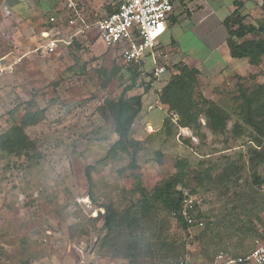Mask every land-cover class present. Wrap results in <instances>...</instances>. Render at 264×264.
Returning <instances> with one entry per match:
<instances>
[{
  "label": "rangeland",
  "instance_id": "obj_1",
  "mask_svg": "<svg viewBox=\"0 0 264 264\" xmlns=\"http://www.w3.org/2000/svg\"><path fill=\"white\" fill-rule=\"evenodd\" d=\"M79 1L98 17L120 4ZM195 1H189L195 2L190 8L205 2ZM255 2L262 5L263 0ZM207 3L214 8L221 4ZM38 4L31 2L32 16L21 25L0 13V137L20 125L27 112H41L40 122L25 130L28 147L21 152L0 147V264L52 263L66 254L80 259L79 246L84 254L92 246L97 254L126 264H189L201 256L214 263L222 250L250 253L264 243V124L257 128L242 121L240 97L241 88L251 93L264 86V59L260 66L235 75L236 82L228 87L213 80V85L196 88L197 102L212 101L230 116L224 132L214 134L204 113L200 135L177 127L153 132L147 114L152 112L156 122L162 114L154 98L144 104L133 127L134 134L144 131L136 136L140 145L108 156L118 136L107 103L117 101L131 86L129 71L119 52L110 50L96 31L97 39L86 32V39L73 37L72 47L61 44L57 54H43L48 41L44 30L54 29L66 38L76 29L66 21L50 24L60 0H45L46 12ZM48 4L55 8L49 10ZM247 12L241 14L248 25L262 19L260 9ZM144 83L138 79L126 97L144 93ZM177 121L173 117V123ZM180 159L185 161L180 189L193 196L194 215L202 227L188 226L158 208L154 225L151 220L134 229H105L101 206L125 213L141 200L139 184L151 191L177 173L175 162ZM258 178L263 184L256 183Z\"/></svg>",
  "mask_w": 264,
  "mask_h": 264
},
{
  "label": "trees",
  "instance_id": "obj_2",
  "mask_svg": "<svg viewBox=\"0 0 264 264\" xmlns=\"http://www.w3.org/2000/svg\"><path fill=\"white\" fill-rule=\"evenodd\" d=\"M235 3L238 9L224 21L229 34L227 41L229 51L235 59H247L251 66H260L264 59V0L261 6L255 5L262 12V19L256 25L245 23V17L241 14L243 3L238 0ZM120 4L117 9H114L109 14L117 11ZM248 35L259 36V38L248 39ZM260 35H263V37H260ZM178 69L180 73L172 75L169 82L157 93L159 106L164 114L167 115L158 131H162L163 127L165 130H171L173 127L179 129L189 128L200 135L202 130L200 115L204 113L208 128L214 134L224 132L230 119L228 113L212 101L202 100L200 103L195 100V90L199 85V72L187 66H182ZM129 75L132 80L131 86L126 88L124 94L117 101H109L107 103V108L113 117L115 133L118 136V140L111 148L108 156L119 150L127 151L130 147L137 148L140 142L136 139V136L139 135L140 137V134L144 133L143 130H139V132L134 134L133 128L137 124L138 117L140 119L141 114L144 113L143 95L131 98L126 97V93L135 87L138 79H141L142 73L137 68H132L129 70ZM154 81L156 82V79L148 83L145 81V94L151 90ZM240 97L243 100L241 107L242 121L245 124L260 128L261 124H264V86L259 85L251 93L241 88ZM168 113L172 117H169ZM175 116L178 117V121L174 124L173 117ZM256 116H260L261 120L263 118L262 122L257 120ZM40 120V111L35 113L27 112L21 118L20 125L13 126L0 137L1 149L10 152H21L28 147V136L25 130L30 126L36 125ZM136 155L137 153L134 151L133 160L136 159ZM184 165V160H177L175 162L177 173L156 185L151 191L139 184L137 189L141 195V200L138 205L132 206L135 209L129 208L125 213L118 215V211L113 206H101L105 210V229L110 233L116 232L120 228L134 229L142 226L143 222L151 220H153L154 225L158 208L167 213L175 214L183 222L179 214L182 211L184 200L183 192L180 189L184 185ZM90 170L91 168L87 170L89 181L92 180ZM256 183L261 185L263 181L258 178ZM154 230L155 228H150L154 236L156 235L157 239L161 240L162 236L157 235L156 230ZM229 237H232V234H229ZM220 253L229 254L226 250H222L217 255Z\"/></svg>",
  "mask_w": 264,
  "mask_h": 264
},
{
  "label": "crops",
  "instance_id": "obj_3",
  "mask_svg": "<svg viewBox=\"0 0 264 264\" xmlns=\"http://www.w3.org/2000/svg\"><path fill=\"white\" fill-rule=\"evenodd\" d=\"M37 0H0V13L5 16H10L15 24L21 25L23 19L27 16L31 17V2ZM39 8L46 12L45 0H38ZM122 0H120L121 3ZM190 0H185L184 2L179 0L180 4H175L174 13L171 15L168 28L165 35L160 40V48L163 52L168 54V57L164 60L167 70L159 78L154 81L151 90L143 95V102L150 104V101L155 98L156 105L158 106V111H160L161 119L156 122L153 119L152 112H148L149 119L146 120L149 123V128L153 129V132L159 130L165 119V114L162 108L159 106L158 92L169 82L170 78L174 74H179V67L187 66L192 69H196L198 74L199 86H204V84L213 85L212 81L215 80L217 83L224 85L223 87H228L236 82L237 78L235 75H243L248 72L252 67L247 59H235L231 56L228 48V30L224 24L226 18L233 14L238 7L235 5L237 0H218L220 6L218 8L212 7L207 3V0L201 4H197L195 8H190L195 2L189 3ZM243 3V8L241 11L252 12L258 6L259 3L252 1L253 4H247L246 0H238ZM56 3V0H55ZM52 4L46 5L49 10ZM85 7V6H84ZM190 8V9H189ZM42 10L40 11L42 14ZM39 12V13H40ZM109 14V13H108ZM61 28L60 30H62ZM15 31V30H14ZM50 31L44 30L43 32ZM42 32V33H43ZM69 32V31H66ZM93 31L90 33L92 35ZM74 34V32L72 33ZM72 34L66 36L67 39ZM89 34V32H88ZM94 39H97V33H93ZM85 36V35H84ZM79 37V36H78ZM81 37V36H80ZM70 38V37H69ZM87 36H85V39ZM80 39V38H78ZM69 46H66V49ZM42 49V48H41ZM92 49V48H91ZM42 53L43 52L42 49ZM46 55V54H45ZM150 62H147V68H151ZM150 66V67H149ZM148 75V76H147ZM150 69L147 70L146 74L142 75L140 80H145L147 83L153 80ZM155 94V96L153 95ZM153 106V105H150ZM152 108V107H150ZM155 128V130H154ZM151 132V133H153ZM228 252V251H227ZM233 257L244 256L249 253L244 254H230ZM251 253V252H250ZM218 256V255H217ZM211 263L210 258H202L198 261L192 262L190 260L189 264H218L216 262ZM31 264H126L122 260L110 257L109 255H101L94 252L90 255L80 256L77 258L74 254H66L65 258H61L59 261H53L52 263H45V260L40 262H35Z\"/></svg>",
  "mask_w": 264,
  "mask_h": 264
},
{
  "label": "built area",
  "instance_id": "obj_4",
  "mask_svg": "<svg viewBox=\"0 0 264 264\" xmlns=\"http://www.w3.org/2000/svg\"><path fill=\"white\" fill-rule=\"evenodd\" d=\"M174 10V0H122L117 11L98 17L97 14L87 13L79 0H60V7L51 15L49 22L52 26H56L59 22L66 21L69 27L76 29V32L68 37L70 40L58 37L54 29L43 32V37L48 41L42 49L46 55L53 56L60 51L61 44L70 46L73 37L96 31L110 50L119 52L127 71L137 68L144 75L150 69L153 78L157 79L167 70L164 60L168 54L161 50L159 42L167 31ZM148 61L151 63V68H147ZM183 198L180 217L188 226L202 227L203 222L198 223L194 215L193 196L185 193ZM92 249V246H88L87 253L84 254V248L82 246L78 248L80 253L86 256L94 253ZM216 262L264 264V243L244 256L233 257L220 253Z\"/></svg>",
  "mask_w": 264,
  "mask_h": 264
},
{
  "label": "snow or ice",
  "instance_id": "obj_5",
  "mask_svg": "<svg viewBox=\"0 0 264 264\" xmlns=\"http://www.w3.org/2000/svg\"><path fill=\"white\" fill-rule=\"evenodd\" d=\"M162 27V26H161Z\"/></svg>",
  "mask_w": 264,
  "mask_h": 264
}]
</instances>
